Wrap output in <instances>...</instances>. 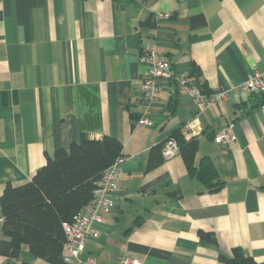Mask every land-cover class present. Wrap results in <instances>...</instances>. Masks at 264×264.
I'll return each instance as SVG.
<instances>
[{
	"label": "crops",
	"instance_id": "obj_1",
	"mask_svg": "<svg viewBox=\"0 0 264 264\" xmlns=\"http://www.w3.org/2000/svg\"><path fill=\"white\" fill-rule=\"evenodd\" d=\"M159 13L167 16L156 20ZM150 42L209 97L264 71V0H0V240L8 182L30 180L47 154L83 134H109L123 142V170L82 259L225 264L238 247L264 264L262 92L200 107L172 78L150 105L153 124L139 125L140 56ZM228 125L235 140L217 142ZM177 130L199 137L196 163L213 160L218 189L191 174L179 152L164 156ZM24 260L48 264L26 245L16 258L0 254V264Z\"/></svg>",
	"mask_w": 264,
	"mask_h": 264
},
{
	"label": "trees",
	"instance_id": "obj_2",
	"mask_svg": "<svg viewBox=\"0 0 264 264\" xmlns=\"http://www.w3.org/2000/svg\"><path fill=\"white\" fill-rule=\"evenodd\" d=\"M262 95L264 102V92ZM173 137L179 143V153L188 171L198 176L211 191L218 189L222 181L213 160L203 156L200 163H196L199 137L187 138L180 130L175 131ZM122 155L120 139L109 134L99 138L83 134L68 148L47 154V161L30 180L21 184L8 182L1 195L4 237L0 240V254L9 257L12 250L20 251L26 245L33 256L48 264H65L64 222L72 221L74 215L91 202L96 182ZM202 235L215 241L212 234L203 232ZM223 259L225 264H260L238 247ZM21 264L32 262L24 260Z\"/></svg>",
	"mask_w": 264,
	"mask_h": 264
},
{
	"label": "built area",
	"instance_id": "obj_3",
	"mask_svg": "<svg viewBox=\"0 0 264 264\" xmlns=\"http://www.w3.org/2000/svg\"><path fill=\"white\" fill-rule=\"evenodd\" d=\"M167 14L159 13L156 20L163 19ZM140 60L147 65L146 76L143 82L144 95L142 100L143 111L139 118V125L150 126L153 124L150 105L156 100L163 82L175 78L180 89L188 90L190 96L200 107H207L217 100H224L230 95L241 96L246 92H264V71L255 70L245 81L236 86L221 87L206 97L201 85L188 74L177 75L170 60L158 51L155 42L147 43ZM264 111V102L261 103ZM236 136L232 125L221 127L217 130L215 140L231 142ZM164 156L169 158L179 152V144L170 138L164 147ZM124 155L117 159L103 172L96 182L91 202L74 215L72 221L64 222L66 232L65 249L63 256L65 264H82L87 261L96 264V257L89 256L86 260L81 255L86 250L88 240L100 234L99 225L107 221V214L111 211L115 194L119 188V180L123 170ZM119 264H143V259L135 254H125L119 257Z\"/></svg>",
	"mask_w": 264,
	"mask_h": 264
},
{
	"label": "water",
	"instance_id": "obj_4",
	"mask_svg": "<svg viewBox=\"0 0 264 264\" xmlns=\"http://www.w3.org/2000/svg\"><path fill=\"white\" fill-rule=\"evenodd\" d=\"M19 250H12L10 256L16 258L19 256Z\"/></svg>",
	"mask_w": 264,
	"mask_h": 264
},
{
	"label": "rangeland",
	"instance_id": "obj_5",
	"mask_svg": "<svg viewBox=\"0 0 264 264\" xmlns=\"http://www.w3.org/2000/svg\"><path fill=\"white\" fill-rule=\"evenodd\" d=\"M100 178H101V177H100ZM100 178H99V179H100ZM96 238H97V237H96ZM10 257H11V256H10Z\"/></svg>",
	"mask_w": 264,
	"mask_h": 264
}]
</instances>
